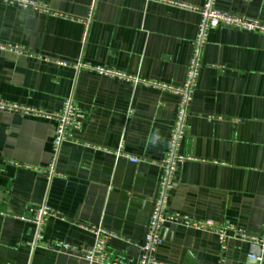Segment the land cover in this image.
<instances>
[{"label": "crops", "instance_id": "crops-1", "mask_svg": "<svg viewBox=\"0 0 264 264\" xmlns=\"http://www.w3.org/2000/svg\"><path fill=\"white\" fill-rule=\"evenodd\" d=\"M19 1L25 5L0 1V46L21 49L0 48V102L40 115L0 110V264H99L78 252L93 244L91 228L115 236L107 242L112 259L142 264L171 155L183 161L164 192L151 258L252 264L257 250L264 264V242L228 231L222 245L215 232L229 227L264 240V35L219 26L197 44L205 5L264 24V0ZM188 86L172 146L177 91ZM69 98L84 121L50 177V116ZM43 203L52 216L33 245L31 220ZM207 222L215 229L200 227Z\"/></svg>", "mask_w": 264, "mask_h": 264}, {"label": "built area", "instance_id": "built-area-1", "mask_svg": "<svg viewBox=\"0 0 264 264\" xmlns=\"http://www.w3.org/2000/svg\"><path fill=\"white\" fill-rule=\"evenodd\" d=\"M2 3L6 4H11L13 2H18L21 4H24L23 1H19V0H0ZM212 2H210L209 4L205 5L204 7L201 8L200 10V16H201V24L199 26V33H198V39H197V44H201L205 35L204 32L206 29L208 28H217L219 26H225V27H229L232 28L234 30H240V31H244L247 33H258L260 35H264V24L254 21V20H248L245 18H240V17H234V16H230V15H226V14H222V13H215L212 9L211 6ZM25 5V4H24ZM88 26H85L84 32H83V40H85V36H86V32H87ZM0 48L3 49H7L10 52H21V49L17 46H0ZM194 64V63H193ZM86 68H90L89 66H84ZM91 69V68H90ZM92 70H94L95 72H97L98 74H102L105 75L107 77L110 78H120V79H124V80H128V81H132V82H137L138 80L126 77L124 74H121L119 72H114L105 68H92ZM194 75V70L192 72H190L189 76L190 79L193 77ZM178 93H180L182 95V99L180 102V109L178 112V116H177V130L173 135V141H172V146L175 145V142L178 140V136L180 135V126H181V118L183 115V108L186 105V101L188 96H186V94L189 92V86L186 87V89L183 90H179L177 91ZM186 93V94H184ZM63 110L61 111V113L50 116L52 117L57 124V128L55 131V136L53 138V152H52V156H51V163L49 165V167L47 168V172H48V176L52 177L53 171H54V165L56 162V157L57 154L59 152L60 147L62 146L63 143H65L68 138L70 137V131L71 130H77L80 129L81 126L83 125V121L84 118L82 116V114L79 112L78 108L75 107L72 103L71 98H69L66 103L63 106ZM0 110L1 111H19L24 115H40V112H38L37 110H35L34 108H25V107H20V106H11V105H7L4 104L2 102H0ZM129 161H131L132 163H136L137 159L133 158V157H129L128 156ZM183 161V159L181 157L175 158L173 155H171V157H169L167 160L164 161L165 167H166V172L167 175L162 179L161 182V190H162V195H161V200L157 203L156 205V209L154 210L152 217H151V221H150V228L149 231L146 235L145 238V244L143 246H141V250H142V264H160L158 262H156L153 258H151V252L155 249V247H157L158 244L161 243V239L159 236V228L162 225V222L164 221V214H163V209H162V201H163V197H164V192L166 191V188H169L171 185V179H172V174H173V169H174V164L175 162H181ZM52 216V210H50L48 208V206L43 203L41 205H39L36 208V212L35 215L33 217V219L31 220V223L33 224L34 228H35V233H34V239H33V245L37 244L38 242H40L41 238H42V233H43V229H44V224L46 222V220L48 219V217ZM171 219H175L178 220L180 219V217L178 216H173ZM184 222L188 225L192 224L191 222H188V220H184ZM194 225H196L195 223H193ZM200 227L203 228H212L215 229L213 227V225L210 222L204 223L203 225L201 224ZM93 233H94V241L93 244L89 247V248H84V249H80L78 250V252L80 253V255L84 258V260H86L87 262L90 263H99V264H125L122 260L120 259H112L107 251V247H108V240L110 239H115V236L112 235L110 232L108 231H104L101 228H91L90 229ZM228 231H231L235 234V236H237L240 239H245L248 242H250L251 244H257L260 242H264V240H258L257 238H253L251 236L245 235L243 232H235L233 229L229 228V227H225V228H216L215 232L218 235V239L220 240V243L223 245L225 242V238H226V233ZM65 249H71V247H69L68 245H64L63 246ZM74 249V248H72ZM248 260L250 262H252V264H259L262 260L261 255L260 256H256V255H252V254H248Z\"/></svg>", "mask_w": 264, "mask_h": 264}, {"label": "water", "instance_id": "water-1", "mask_svg": "<svg viewBox=\"0 0 264 264\" xmlns=\"http://www.w3.org/2000/svg\"><path fill=\"white\" fill-rule=\"evenodd\" d=\"M189 92L186 94V96H188ZM252 255H256V256H259L258 254V251L257 250H254L253 252H251Z\"/></svg>", "mask_w": 264, "mask_h": 264}]
</instances>
